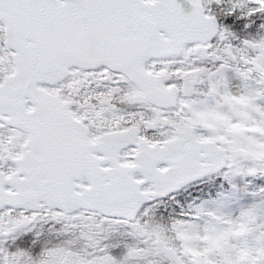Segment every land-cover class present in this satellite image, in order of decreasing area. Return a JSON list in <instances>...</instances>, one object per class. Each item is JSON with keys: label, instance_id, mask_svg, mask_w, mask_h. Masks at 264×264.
Returning <instances> with one entry per match:
<instances>
[{"label": "snow or ice", "instance_id": "obj_1", "mask_svg": "<svg viewBox=\"0 0 264 264\" xmlns=\"http://www.w3.org/2000/svg\"><path fill=\"white\" fill-rule=\"evenodd\" d=\"M0 264H264V0H0Z\"/></svg>", "mask_w": 264, "mask_h": 264}]
</instances>
